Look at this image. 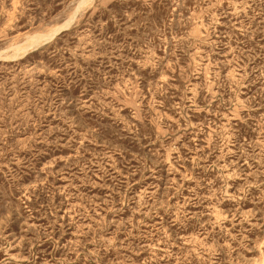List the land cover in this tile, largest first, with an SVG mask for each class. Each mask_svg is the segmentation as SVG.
<instances>
[{"label": "rangeland", "instance_id": "374dc122", "mask_svg": "<svg viewBox=\"0 0 264 264\" xmlns=\"http://www.w3.org/2000/svg\"><path fill=\"white\" fill-rule=\"evenodd\" d=\"M0 264H264V0H0Z\"/></svg>", "mask_w": 264, "mask_h": 264}, {"label": "bare ground", "instance_id": "6f19581e", "mask_svg": "<svg viewBox=\"0 0 264 264\" xmlns=\"http://www.w3.org/2000/svg\"><path fill=\"white\" fill-rule=\"evenodd\" d=\"M63 28V27H62ZM23 49V48H22Z\"/></svg>", "mask_w": 264, "mask_h": 264}]
</instances>
